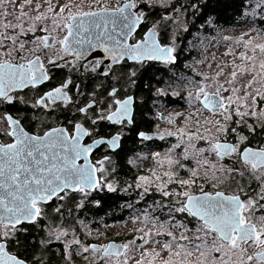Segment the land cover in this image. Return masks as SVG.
<instances>
[{"label": "snow or ice", "instance_id": "obj_1", "mask_svg": "<svg viewBox=\"0 0 264 264\" xmlns=\"http://www.w3.org/2000/svg\"><path fill=\"white\" fill-rule=\"evenodd\" d=\"M17 3L0 0V105L27 108L28 100L20 93L50 81L49 66L61 67L63 61L75 67L97 51L111 61L105 65L108 70H102L99 59L84 69L111 75L115 83L104 88L111 104L97 92L86 108L75 105L69 95L71 79L32 99L30 107L48 115L60 106L70 111L75 105L90 126L75 123L71 129L59 125L46 127L42 134L29 133L9 109L0 110V139L8 138L0 142V264H45L39 256L16 251L27 248L31 229L26 225L45 231L41 249L63 242L70 264L73 252L86 264H264V144L253 147L251 139L264 135V0H252L254 6L245 13L249 31L232 37L216 28V35L201 37V58L186 65L191 74L181 73L169 84L175 85L171 94L185 100L187 109L170 114L167 123L175 127L182 121L183 126L154 137L137 134L142 140L174 137L175 143L153 152L151 174L136 178L138 199L127 204L132 225H139L135 234L103 244H84L75 235L65 240L68 229L63 224L42 223L50 219L46 206L60 201L52 211L63 220L64 202L76 201L82 209L86 203H99L90 199L93 193L119 190L108 179L109 166L115 172L113 158L105 154L94 159V150L101 146L112 152L120 147L122 134L105 138L102 123H134V98H118L121 77L114 66L127 61L174 65L175 41L163 44L153 26L142 40L129 43L145 19L137 0L115 7L105 0L55 5L52 0H23L18 12ZM210 48L216 51L209 55ZM129 75L134 78L136 71ZM167 94L157 89L158 96ZM153 191L160 198L146 202Z\"/></svg>", "mask_w": 264, "mask_h": 264}, {"label": "flooded vegetation", "instance_id": "obj_2", "mask_svg": "<svg viewBox=\"0 0 264 264\" xmlns=\"http://www.w3.org/2000/svg\"><path fill=\"white\" fill-rule=\"evenodd\" d=\"M218 2H230L232 0H216ZM240 6L238 10V16L229 25H220L217 24L214 18L213 26H205L206 22L210 20L200 19L198 21L190 20L192 19L190 15L193 13L189 10L188 6L191 5L193 8L194 5L190 1L186 0H174L168 3H160L157 1L151 0H137L138 6L143 10L145 19L143 23L137 28L136 32L133 33V36L129 39V43H133L136 40H142L147 33V31L156 26L159 33V38L163 44H168L170 41L174 40L176 44V56L177 62L174 65H164L157 62H150L148 65L142 66L135 64L132 61H127L121 65L114 66L116 73L121 77L120 84V99L126 98V96H132L134 98L133 108V118L134 123L130 126L121 127L120 125H108L106 122L101 125V134L105 138H109L112 135H115L117 132H120L121 141L120 147L115 151H110L107 146H101L99 149L94 150V159H101L105 154L110 155L113 158L115 163V172L111 171V166H109V180H114L115 175L120 171L124 165L129 171H135V173H143L144 164L154 167L153 161L151 160V154L153 152H164L167 148L171 147L172 143H175L174 137H167L165 140H160L157 138L151 140H142L137 134L143 132L149 136H155L157 132H162L165 130H175V127L183 126V122H178L175 127L167 123V117L170 114H175L177 112L186 111L187 104L186 101L181 99L178 96H173L171 93L175 88L169 87V84L175 80L176 76L184 73L186 75L191 74V70L186 67V65L193 63L195 60L200 59L203 54L202 47L199 46L200 38L205 35H216V28L223 29L222 35H228L232 37L239 36L243 32L249 31L252 26L249 23V18L246 17L245 13L253 7L252 0H236ZM36 0H34V3ZM67 0H52L53 5L57 3H66ZM87 2V0H86ZM105 2L110 7H115L118 3H122L123 0H105ZM19 5V0L17 6ZM185 11V13L180 12V15H185V20H187L188 25L193 26L188 28L187 22L186 25L180 31H174L173 23L174 18L176 17L179 11ZM194 15V14H193ZM197 24L194 26V24ZM216 23V24H215ZM257 24H259V18H257ZM187 28V31L184 29ZM195 28V29H194ZM190 31L189 35L188 32ZM193 31V32H192ZM193 33V34H192ZM174 34V35H173ZM195 35V37H193ZM27 39V37H25ZM197 40L194 45L197 47H192L189 45L193 40ZM189 41V42H188ZM31 47V45H27ZM48 55H51L50 52L45 53V59ZM53 58H55L53 56ZM66 60H72V57H66ZM102 60V70L107 71L108 69L105 65H110L111 61L104 58V53L97 51L91 53L87 59L76 62L75 67L70 64H64L61 61V67L52 68L51 66V76L52 79L46 84L42 85L39 89H25L20 95L28 100L29 106L26 108L23 104H16L13 106L0 105V110L5 108L9 109V114L14 118L22 121L23 127L29 133L42 134L46 127H56L59 125H64L67 128L71 129L75 123H86L85 115L77 113L75 111V105L80 107H87V105L93 99V93L103 92V99L107 101L108 104H111V98L107 97V93L104 92V88L108 85L115 83L114 79L110 75L105 77L91 71H86L83 65L87 64L89 61ZM147 68V71H145ZM132 70L136 71V76L130 78V72ZM175 73V75H174ZM71 79V84L69 88V95L74 98L75 105L70 106V111L63 109V106L58 107L51 115H48L44 110H36L30 107L32 99L37 95H42L43 92L51 90V88L59 86L66 80ZM134 79L135 83H132L131 80ZM104 86L103 88L101 86ZM78 86V87H77ZM157 89L165 90L168 94L164 96L157 95ZM184 93H182L183 95ZM88 115H92L91 112ZM71 119L72 123H68V120ZM44 121L42 124L41 121ZM0 128H3V122L0 121ZM86 126H90V121H87ZM7 137L0 139V142H6ZM252 146L256 147L259 144H264V135L252 137ZM85 140L91 143L89 138ZM262 140V141H261ZM141 157H147L146 159H141ZM151 169V170H152ZM151 170L149 171L151 173ZM159 171V170H158ZM210 190V189H209ZM107 191V190H104ZM79 197H77V200ZM61 203L60 201H54L47 207L48 215H55L56 222L50 225L52 227H57L63 224L64 227L68 229V236L64 239L71 241L74 238L82 240L84 244H103L107 243L109 240L124 241L131 239L135 234L136 228L139 225H132L131 223V211L128 212L127 218L125 221H116L109 225H104L102 230L93 231V228L83 226L89 220H82L78 216H82L79 210L71 208L70 204L64 207V217L63 220L56 215L52 209ZM140 207V205H137ZM49 220L42 221L44 224H48ZM83 222V223H81ZM122 223H130L131 227L128 232H120L118 234H113L105 237L103 240L97 242V240L92 237V232L94 234H99L104 232L105 228L109 226L121 225ZM83 226V229L79 232L76 229L77 225ZM30 229H38L32 225H26ZM121 227V226H117ZM40 232V238H45V231L38 229ZM40 245V243H39ZM75 249V245L72 246ZM49 252L54 255L55 264H70L69 260L64 256L65 244L63 242H53L48 247ZM17 251V250H16ZM36 256L41 257L45 260V256L37 254ZM46 261V260H45ZM44 261V262H45ZM47 262V261H46ZM52 264V263H51ZM71 264H86V261L79 255H75L73 252Z\"/></svg>", "mask_w": 264, "mask_h": 264}, {"label": "trees", "instance_id": "obj_3", "mask_svg": "<svg viewBox=\"0 0 264 264\" xmlns=\"http://www.w3.org/2000/svg\"><path fill=\"white\" fill-rule=\"evenodd\" d=\"M190 1L194 5L192 8L191 5L188 6L189 10L194 14L190 15L192 19L198 21L200 19L210 20L212 22L211 26L214 25V18L217 24L220 25H229L238 16V10L240 8L238 1L232 0L230 2H218L216 0H186ZM216 24V23H215ZM197 24L195 23L194 26ZM205 26H210L209 22L205 23ZM193 26L188 25V28ZM188 32L187 35H189ZM197 40H193L189 45H194ZM264 140V139H263ZM262 141V140H261ZM120 171L115 175L114 180L117 182L118 191L109 193L107 191H98L93 193L91 200L99 201L96 203H86L85 207L82 209H77L76 201L64 202V207L70 204L71 208L79 210L82 216H78L82 220H89L83 226L92 227L93 231L102 230L104 225H109L116 221H125L128 215V212L131 210L127 207L128 202H134L138 199V191L135 188L136 178L139 175H150L151 173H135V171L128 170L124 165ZM129 185H132L129 188L128 192H124L123 189L128 188ZM157 193H151L146 197V202L150 203L154 199H159ZM143 205L141 204L140 207ZM138 207V206H137ZM83 226L77 225L76 229L79 232L83 229ZM28 239L25 241L27 248H19L17 251L23 253L27 257L31 258L33 255L41 254L45 256V264H55L54 255L49 252L48 249H41L39 245L40 232L38 229H31V231L26 234ZM24 240V235L21 237Z\"/></svg>", "mask_w": 264, "mask_h": 264}, {"label": "rangeland", "instance_id": "obj_4", "mask_svg": "<svg viewBox=\"0 0 264 264\" xmlns=\"http://www.w3.org/2000/svg\"><path fill=\"white\" fill-rule=\"evenodd\" d=\"M151 1H157V2H160V3L164 2V0H151ZM171 1H174V0H167V3L171 2ZM67 2H68V0H67ZM19 3H23V0H19ZM15 11H17V12L19 11V5L16 6ZM180 12L185 13V11L181 10V11H179L177 13L176 17L173 19L174 20L173 29H174V31H177V32L180 31L183 28V26L186 25V22H187V20H185V15H180ZM187 25H188V22H187ZM199 46H200V44H199ZM223 50L224 49L221 47L220 51H223ZM213 51H216V49L215 48H210L208 54L210 55L211 52H213ZM0 124H1V122H0ZM144 167H145L144 168V170H145L144 172H146L147 174L150 173L149 171L152 169V167L149 166L147 163L144 164ZM157 170H159V169H157ZM153 193H155V191H153ZM55 218H56L55 215H50V221H48V224H50L51 222H52V224H54V222H56ZM130 219H131V217H130ZM129 224L130 223H125V224L122 223L121 225L109 226V227L105 228L104 232L102 231L99 234H97V233L94 234L92 232V237H94V239L97 240V242H99L100 240H103L105 237L113 235V234H118L121 231L122 232H128L131 229V227H129ZM117 226H121V227H117Z\"/></svg>", "mask_w": 264, "mask_h": 264}, {"label": "bare ground", "instance_id": "obj_5", "mask_svg": "<svg viewBox=\"0 0 264 264\" xmlns=\"http://www.w3.org/2000/svg\"><path fill=\"white\" fill-rule=\"evenodd\" d=\"M195 29V28H194ZM190 32V31H189ZM193 32V31H192ZM193 34V33H192ZM193 37H195V35L193 36ZM189 42V41H188Z\"/></svg>", "mask_w": 264, "mask_h": 264}]
</instances>
